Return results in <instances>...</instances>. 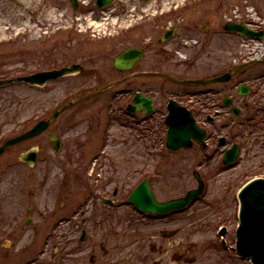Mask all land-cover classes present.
I'll return each mask as SVG.
<instances>
[{
    "label": "rangeland",
    "instance_id": "1",
    "mask_svg": "<svg viewBox=\"0 0 264 264\" xmlns=\"http://www.w3.org/2000/svg\"><path fill=\"white\" fill-rule=\"evenodd\" d=\"M156 1H163L166 7L171 1L183 0H149L144 8H150ZM197 2L184 14L185 19L190 21L182 26V33H190L193 24H198L200 28L204 25L219 29L228 20L252 23L256 29L264 30V0ZM134 5L126 4L128 10ZM152 8L149 10L153 11ZM129 15V12L128 16L123 15V28L131 20ZM109 21L96 22L95 16L84 13L83 8L74 10L69 0H0V80L42 71H57L65 65L81 64L83 67L82 71L49 80L42 86L18 83L1 88L0 145L12 137L27 133L37 122L46 119L51 104L80 84L99 82V86L103 87L119 80L122 82L100 95L94 107L76 106L83 112L84 118L95 111V124L91 129L89 122L70 131L66 151L55 153L47 132H44L10 147L0 156V264H20L31 258L36 264L45 262L50 250L59 248L65 237L69 241L77 239L81 229L76 232L74 226L86 227L93 220L108 216L109 208L102 204L103 197L119 203L126 201L130 186L139 183L141 174L146 170L152 174V166L158 161L160 165L157 170L161 175L154 176L153 187L160 200L181 197L197 188L195 171L207 184L200 202L179 215L180 221L176 226L179 227L180 235L175 240L180 242L181 252L191 250L192 255L199 258V264H250L242 260L232 248L239 224L236 194L249 180L264 178V147L254 144L255 135H248L251 129L230 126L228 130L220 132L221 135L218 133L220 129L216 130L217 133L211 131L213 137L218 134L226 136L228 140L234 136L239 140L249 139L240 154L242 160L236 168L227 172L223 171L221 165L217 169L221 158L218 160V154L212 153L217 148L214 138L210 140L213 142L212 149L207 151L194 147L189 151L165 155V148L160 145L161 142L164 144L165 136L160 135V128L149 129L147 146H143L141 139H136L134 134L122 127L125 123L122 113L116 128L110 131L107 149L105 152H96V146L105 135L99 127L105 109L100 111L99 106L114 98L119 100L118 92L125 88L123 80L127 72H120L114 67V58L130 47L140 46L138 39L141 37L138 33L147 32V28L129 31L119 40L91 36L108 32L109 24L113 28ZM172 21L175 22V18ZM153 26L150 24L147 27L152 30ZM93 28L96 31L92 33ZM263 53L264 40L252 42L233 35L216 36L208 53L195 67L192 66L194 68L187 75H221L225 73H220L224 61L231 70L243 60L263 58ZM191 54L194 52L189 53L188 57ZM258 68L264 69L262 66ZM240 71L227 83L240 79ZM254 73L257 70L249 68L245 75L252 76ZM32 149L39 153L38 163L33 169L19 163V157ZM204 162H208V166L199 167ZM97 179L102 181L98 182ZM98 185L100 189L94 190ZM115 189L118 191L117 197H113ZM90 193H95L97 197L90 199ZM77 209L78 213L74 214ZM110 210L115 217L98 229L91 227L89 239L82 249L68 254L62 264H94L93 258L94 262L98 258L96 264H100L104 260L99 258L101 255L98 251L101 242H104L101 233L107 235L109 233L106 231L111 229H115L117 234L125 233L133 225L139 224L127 218L130 214L131 219L137 220L129 206ZM63 217L71 222L66 220L65 227L61 229L58 226ZM82 218L91 220V223H82ZM223 227L227 228L224 236L226 248L222 246L219 235ZM51 230L54 236L48 241L44 235ZM112 237L117 238L114 234ZM112 244L110 242L107 246ZM70 246L72 243H69ZM41 249H46L47 254H41ZM124 251L125 248L117 251L115 257L122 256Z\"/></svg>",
    "mask_w": 264,
    "mask_h": 264
},
{
    "label": "flooded vegetation",
    "instance_id": "2",
    "mask_svg": "<svg viewBox=\"0 0 264 264\" xmlns=\"http://www.w3.org/2000/svg\"><path fill=\"white\" fill-rule=\"evenodd\" d=\"M81 1L82 4L80 7L84 9V13L87 12L88 14L94 15L96 22L102 21L103 23V21L110 20L109 22L113 25L112 28L109 22H107L109 24L107 26L108 32L104 34H91L94 38L99 36V38L106 40L113 37L119 40L126 32L144 30L147 28L146 33L142 32L141 35L138 33L141 37V39H138L140 41V46L130 47L137 49L141 55L133 62L130 68L125 71L127 72L123 80L125 81V88L121 92H118L119 100L114 98L111 102H107L103 105L100 104L99 106L100 111L105 109V112L102 113V115H104L102 123H100L99 126L100 130H102L105 135L96 146V152H105L107 149L110 140V131L116 128L117 120L120 119L119 115L121 113L125 115V123L122 127H125L134 134L133 136L136 139H141L143 141V146H147L150 135L149 129L154 127L160 128V135L165 136L164 144L163 142L160 144L165 148V150L163 149L165 155L177 154L180 151H189L194 147L207 151L212 149L213 142H210V140L214 138L217 142V148L215 151H212V153L218 154V160L221 158V162L218 164L217 169L221 166H227L224 162V157L230 148L237 145L239 147V153H242L244 144H246L249 139L244 138L239 140L237 136H234V138L231 137L228 140L226 136H219L218 134L213 137L211 131L217 133L216 130L220 129L218 133L221 135L223 130H228L230 126L246 127L251 129L248 135H255L254 144L262 148L264 147V69L258 68V66L264 67V53L263 58L258 59L261 63L252 64L241 69L240 74L242 76L240 79L235 80L233 83L230 82V84L227 82L238 73H233L230 80L226 82H209L206 84H182L157 75L165 74L179 81L189 82L200 79L207 80L220 76H211L209 74L202 77H192L187 74H189L195 65L205 57L212 47L216 36H226V34L218 30L224 29L228 21L219 29H211V27L204 25L200 28L198 24H193L190 33H182V26L190 21V19H185L184 14L189 8L196 5L198 3L197 1H171L166 7L163 1H156L153 2L150 7H153V11L149 10L150 8H144V5L148 4L149 0H115L112 5L103 9H98L94 0ZM131 3L135 4L132 8L133 10H128L126 4L131 5ZM199 3L201 2L199 1ZM128 12L130 13L129 17H131V20H128L126 26L123 28V15L128 16ZM172 18H175V22L172 21ZM150 24H154L152 30L150 27H147ZM204 30L206 31L204 32ZM95 31L96 29L93 28L92 33ZM250 49L255 51L253 47H250ZM191 52H194V54L189 56L191 57V60H189L188 54ZM179 56L184 58V60H181ZM245 62L246 61L243 60L242 62L236 63L233 67ZM226 64L225 61L222 63V66H220L222 72L220 73L232 71L233 67L230 70L227 68ZM192 66L194 67L192 68ZM249 68H254L257 70V73H254L252 76L245 75V72ZM258 70L261 71L258 72ZM86 73L87 75L90 74V72ZM118 82L122 83L121 80ZM109 85L100 87L99 82L82 83L78 87L65 92L51 104L52 107L50 106L46 119H49L54 112L75 100L83 99L81 103L74 104L60 113L56 119L50 121L49 127L45 132H47L49 141L52 143L51 146L53 150L56 148V140L59 143V152L67 150L70 131L79 129L80 126L89 122L88 126H90V129L94 126L95 122L93 119L95 117V111L84 118V115L81 114L83 112L77 109V105H82L87 108L94 107V104L98 103V99L103 93L94 97L90 95ZM241 86H246L249 89L248 95H240V91L245 89H241ZM137 96H139L140 99L138 98L136 102L135 99ZM116 101H118L119 104ZM149 105L152 108L151 114H148ZM234 108L236 110L235 113L233 112ZM134 109H138L137 112L133 113ZM174 111H182L193 117L199 129L204 131L203 141L193 140L189 149L182 148L178 151H172L166 148L167 135L170 129L168 119ZM50 135L53 136L52 141L50 140ZM244 136H246V134H244ZM23 164L26 165L25 163ZM206 164H208V162H204V164L199 167H207L208 165ZM159 165V161L154 162L152 174H150L149 170H146L139 178V183L146 178L149 180L157 199L158 197L153 187V179L154 176L161 175V172L157 170ZM197 173L198 172H194V176L199 175L202 177L200 173ZM202 179L205 184V192L207 190V184L203 177ZM97 181L101 182L102 180L97 179ZM139 183L135 186H130L129 196ZM99 189L100 186L98 185L94 190ZM117 192L118 191L115 189L113 197H117ZM110 199L111 198L103 197L104 203H107ZM170 199L158 200L167 201ZM101 218L104 219V222L100 224L89 225L91 220H88L89 226H87L86 230L84 226L80 227V225L77 227L74 226L73 229L76 232H79L81 229L80 235L84 231L85 233H91V227L98 229L101 225H104L106 221H110L114 217L109 215L108 212V216H102ZM171 218L173 219L171 220ZM145 219L147 218L145 217ZM179 219V215L176 214L172 217L152 220L154 223L147 225L132 224L133 226H128V228H130L127 229L125 233L119 232L117 234L115 229L106 231L109 233L107 235L101 233L104 242H101L102 245L98 251L101 255L99 258L104 260L99 263L199 264V258L193 256L191 250L181 252L180 242L175 240V238L180 235L179 227L176 226L180 221ZM60 220L58 227L62 229L63 226L65 227L66 220L69 221V219L63 217ZM159 225H164L165 227H160ZM112 228H114V226ZM224 229H226V227H223V230ZM54 231H56V229H54ZM47 233H49L47 239L49 241L54 235L52 230L47 231L46 234ZM112 234L116 235L117 238H113ZM61 235H63V231H61ZM65 238L66 240H64V243L61 240L59 248L55 247V251L50 250L49 256L45 262L37 264H62L68 254L82 249V246H77L75 247L77 250L69 252V243H72V246H76L78 241L76 238L70 241L67 237ZM109 238L110 240H107ZM118 238L120 240H118ZM173 240L174 242H172ZM110 242H113V244L108 247L107 245H109ZM124 248L125 251L123 255L115 257L116 252ZM44 253L45 255L47 254L46 249ZM92 261L96 264L98 258H96L95 262L94 258ZM20 264H36V261L31 258Z\"/></svg>",
    "mask_w": 264,
    "mask_h": 264
},
{
    "label": "water",
    "instance_id": "3",
    "mask_svg": "<svg viewBox=\"0 0 264 264\" xmlns=\"http://www.w3.org/2000/svg\"><path fill=\"white\" fill-rule=\"evenodd\" d=\"M112 0H99V5L109 4ZM74 8H77L78 0H71ZM227 29L231 32H240L242 35L255 39L264 40V31H255L243 24L227 25ZM139 51H126L116 57L114 66L119 71H126L130 68L133 62L140 57ZM250 62L248 64H251ZM246 64V65H248ZM240 66L233 69L231 72L216 77L210 80H197L193 82L189 81H177L169 76L161 75L172 81L182 84H206L209 82H224L230 80L232 73L238 72L242 67ZM80 69L79 66H72L71 68H62L61 70L41 72L32 76H25L13 80L0 81V85L13 84L15 82H27L30 84H45L49 80L58 79L68 73H72ZM112 85L111 87H114ZM108 89V88H107ZM244 89V86L241 87ZM248 90L244 89L240 91L241 94H247ZM140 99V97H138ZM67 108V106L65 107ZM58 112L54 117L58 116ZM168 122L170 124V130L168 133L167 146L172 149L180 147H189L192 139L202 141L204 138V131L198 128L193 117L182 111H174L169 117ZM49 125V121H40L33 129L21 136L12 138L6 141L0 146V155L3 154L10 146L20 143L24 140L33 138L43 133ZM236 154V153H235ZM234 157V156H233ZM233 157H229L228 161L234 160ZM37 158V150L32 149L29 152L23 154L21 159L28 162L30 166H33ZM200 182V189L190 191L186 197L172 200L166 203H159L154 199V196L145 180L131 195L130 201L134 203L140 210L150 213H164L173 209H179L185 207L193 198L202 193L203 183L198 177ZM241 211H240V226L238 229V242L237 252L243 257L252 260L254 264H264V179H258L249 183L240 194Z\"/></svg>",
    "mask_w": 264,
    "mask_h": 264
}]
</instances>
